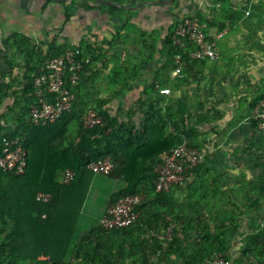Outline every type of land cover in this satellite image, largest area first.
I'll return each instance as SVG.
<instances>
[{
  "label": "crops",
  "instance_id": "1",
  "mask_svg": "<svg viewBox=\"0 0 264 264\" xmlns=\"http://www.w3.org/2000/svg\"><path fill=\"white\" fill-rule=\"evenodd\" d=\"M194 15L206 19L208 37L220 57L187 65V74L178 77L167 65L166 43L172 26ZM51 45L90 46L86 53L91 66L80 88L86 104L100 102L138 130L160 109L174 121L181 122L183 115L185 125L196 126V140L207 155L194 176L196 192L203 187L218 193L212 203L221 208L236 203L238 210H249L231 235L230 261L240 263L246 237L264 229V145L245 117L264 92V0H0V140L16 130L22 114L26 48L46 53ZM163 88L171 92L162 94ZM200 115L209 120H199ZM174 121L166 130L179 138ZM22 188L20 180L0 173V227H11L21 248L52 251L63 264H94L91 259L105 253L106 245L108 253L121 251L116 244L124 242L122 236L95 235L106 207L92 216L87 197L79 209L76 235L89 238H78L61 252L57 245L62 238L57 236L74 218L61 203L38 205L31 195L26 202ZM175 196L185 205L192 195L182 189ZM228 197L231 202L224 199ZM192 234L187 237L194 238ZM50 259L38 255L40 263ZM259 264H264V252Z\"/></svg>",
  "mask_w": 264,
  "mask_h": 264
},
{
  "label": "trees",
  "instance_id": "2",
  "mask_svg": "<svg viewBox=\"0 0 264 264\" xmlns=\"http://www.w3.org/2000/svg\"><path fill=\"white\" fill-rule=\"evenodd\" d=\"M194 16L206 22L202 16ZM176 24L172 26L170 34L174 32ZM24 41L26 40L21 39V42ZM166 45L169 46L167 65L170 70L174 71L177 67L175 56L183 55L184 65L179 76L187 74V65L202 64L208 61V59H189L183 50L173 45L170 38ZM89 47H86L88 50H84L70 45L61 47L51 45L46 53L30 46L25 50L29 59L26 67L27 83L20 99L22 114L18 119L16 130L3 135L0 140L1 150L6 140L19 137L28 152L26 173L22 176L11 174L22 182L25 201H30V197L33 196V200L38 205L46 206L53 201L52 204L61 203L62 207H66L69 216L75 220L70 222L62 235L57 236L62 238L57 248H61V252H67L78 238H89L88 235L84 236L81 233L76 235L79 209L82 208L87 198L85 187L88 186V180H91L94 174L87 166L92 161L109 156L114 169L108 177L122 181L124 186L112 196L108 207L127 195H141L144 196V200L137 209L139 218L132 226L106 231L99 225L95 232L99 238L122 236L124 242H117L116 246L121 251L115 254L108 253L106 251L108 246H103L106 248L105 253H99L98 257H93L92 263L206 264V261L218 256L230 260L231 235L238 226V220L249 210H238L236 203H231L227 208H221L220 204L213 205L212 203L213 199L219 196L218 193L205 191L203 187L202 190L196 192L199 184H196L197 180L195 181L194 176H197L203 163L195 168L192 183H187L186 187L183 184H177L167 192L156 191L155 168L157 164L171 153L184 137L189 140L192 147L204 151L196 140L199 134L198 129L195 125H185L183 115H181V122L174 121L170 113H163L160 109L146 121L143 130H138L131 124L122 123L120 118L110 114L108 109H103L102 103L86 104L80 98V88L91 66L90 58L86 68L80 72L78 82L69 86L73 95L72 111L64 114L52 124L36 126L30 122V111L36 101L33 96L34 81L42 73L43 68L51 59L65 54L68 50L79 51L78 59H84L89 56L87 54ZM263 100L264 92L251 102L248 113L245 115L246 118L249 116L251 126L255 130H258V122L252 117L253 109ZM91 109L96 110L102 121L99 125L88 128L84 124V117ZM197 118L201 121L209 120L203 115ZM172 121H174L175 128L180 130L182 137L178 138L172 133L168 134L166 126L170 122L172 124ZM180 123L182 124L181 129ZM261 135V144L264 145V134ZM66 169L74 170L76 177L70 184L63 185L59 177ZM34 176L37 177L36 180ZM182 189H187V193L192 195L188 197L190 202L185 205H180L179 199L175 196V192ZM39 192L49 193L50 201L47 203L38 201ZM224 199H229L231 202L230 197ZM189 207L191 211L188 210ZM171 225H174L172 238L164 247L165 242L154 234L163 233ZM191 233L195 237V242H190L187 237ZM246 238L242 256L237 261L255 258L259 262V256L264 252V229ZM257 238H263V240L259 243ZM16 240L17 238H13L11 227H0V264H63L62 259L52 255V251H46L41 247L21 248L16 244ZM130 251L134 254L129 253ZM40 253L51 256V259L40 263L38 260Z\"/></svg>",
  "mask_w": 264,
  "mask_h": 264
},
{
  "label": "built area",
  "instance_id": "3",
  "mask_svg": "<svg viewBox=\"0 0 264 264\" xmlns=\"http://www.w3.org/2000/svg\"><path fill=\"white\" fill-rule=\"evenodd\" d=\"M207 24L197 17H186L176 24L174 32L169 36L173 45L183 50V53L192 60L208 59L219 60V52L215 42L208 38ZM79 51L68 50L61 56L51 59L42 73L34 81L33 96L36 101L30 111V122L36 126H44L57 122L64 114L70 113L73 107V95L70 85H75L79 74L90 62V57L78 59ZM177 64L174 74L181 75L184 58L179 54L175 56ZM162 94H169V88L160 90ZM252 117L258 122V131L264 134V100L253 109ZM101 116L91 109L84 117V124L88 128L99 125ZM207 155L204 151L192 147L185 137L175 146L171 153L165 156L156 166V191L167 192L177 184H184L193 179V171L205 162ZM28 167V152L19 137L5 141L0 150V172L22 176ZM87 168L96 175L108 176L114 169L111 158L92 161ZM76 173L66 169L59 179L63 185L74 181ZM49 193L39 192L37 200L49 202ZM144 196L127 195L109 206L100 220V225L106 231L128 228L135 224L139 218L137 211L142 204ZM173 226L167 227L163 233H156L158 239L165 242L164 247L172 238ZM206 264H232L230 260L218 256L206 261ZM235 264V263H234ZM237 264H259L255 258L245 259Z\"/></svg>",
  "mask_w": 264,
  "mask_h": 264
},
{
  "label": "rangeland",
  "instance_id": "4",
  "mask_svg": "<svg viewBox=\"0 0 264 264\" xmlns=\"http://www.w3.org/2000/svg\"><path fill=\"white\" fill-rule=\"evenodd\" d=\"M123 186L120 180H113L108 176L93 174L91 180H88V186L85 187V196L88 197L87 210L93 213L92 216L100 214L104 207L107 210L110 199ZM194 238L189 239L195 242Z\"/></svg>",
  "mask_w": 264,
  "mask_h": 264
}]
</instances>
